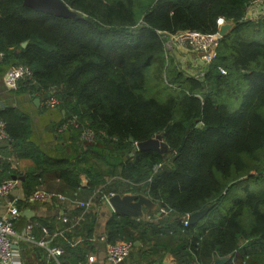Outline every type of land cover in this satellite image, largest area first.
<instances>
[{
    "label": "trees",
    "instance_id": "obj_1",
    "mask_svg": "<svg viewBox=\"0 0 264 264\" xmlns=\"http://www.w3.org/2000/svg\"><path fill=\"white\" fill-rule=\"evenodd\" d=\"M62 1L79 17H55L24 7L22 0H0V77L18 65L32 72V79L20 80L9 92L40 99L51 92L60 113L53 131L72 117L78 124L59 133L69 143L52 156L31 141L30 117L9 107L0 119L10 146L38 169L55 172L72 198L103 186L99 196L142 194L170 210L177 242L170 253L178 264H212L228 256L226 264H264V194L240 188L242 195L220 212L230 190L264 179V41L253 38L264 36V17L244 20L253 0ZM219 20L233 27L203 76H185L168 64L163 33L212 34ZM150 75L163 76L160 99L146 95ZM84 129L94 133L93 142L80 139ZM158 134L168 152L129 156L135 143ZM0 166L2 183L3 174L9 178L12 172L6 163ZM208 206L196 226L180 222ZM105 234L114 243L157 242L167 233L115 213Z\"/></svg>",
    "mask_w": 264,
    "mask_h": 264
},
{
    "label": "crops",
    "instance_id": "obj_2",
    "mask_svg": "<svg viewBox=\"0 0 264 264\" xmlns=\"http://www.w3.org/2000/svg\"><path fill=\"white\" fill-rule=\"evenodd\" d=\"M223 24L225 21L221 22L220 26ZM9 91L4 86L3 76L0 77V114L9 107L26 113L31 120V141L42 150L51 152L50 155L56 156L55 150L69 143L67 134H59L61 132L59 129L53 131L60 122V113L49 110L45 105L47 99H40L36 94L14 96ZM35 99L39 100L37 105L34 103ZM2 163H6L12 172L9 178L6 177L7 173L6 175L4 173L2 179L15 178L18 182L13 195L17 198L15 205L21 212L14 225L18 237L14 238L12 246L14 252L12 264H105L106 246L110 243L106 239V223L115 212L108 204L110 197L105 200L104 196L139 194L110 193L99 196L103 191V186H100L90 196L83 197L81 193L74 195L76 198H73L81 202L92 200L93 208L88 211L76 208L70 202L28 204L25 200L35 190L60 193L68 199L73 198L70 196V190L64 187V182L55 176V172L50 169L42 171L32 159L20 156L10 146V139L0 140V165ZM79 180L80 185L85 187L87 180L83 176H80ZM9 201L8 198L0 197V216L5 214ZM151 202L155 206H143L141 218L130 219L150 223L167 234L160 237L157 242L142 238L135 242L130 241L133 243L132 251L120 264H163L164 262L178 264L170 253V249L174 250L177 245L176 236L171 230L174 227L172 220L167 218V215L158 214V204ZM24 212H28V216L24 215ZM63 217L67 219L65 223L62 221ZM29 223L35 224L31 232L32 240L24 237L25 227ZM40 227H45L49 235H43ZM160 240L168 243L161 246ZM51 247H60L62 254L57 257L49 255L47 249ZM68 247L71 248L72 253L68 251ZM228 257L232 259L231 256ZM239 257L240 255L237 254L233 260L237 261Z\"/></svg>",
    "mask_w": 264,
    "mask_h": 264
},
{
    "label": "built area",
    "instance_id": "obj_3",
    "mask_svg": "<svg viewBox=\"0 0 264 264\" xmlns=\"http://www.w3.org/2000/svg\"><path fill=\"white\" fill-rule=\"evenodd\" d=\"M256 0L250 4L249 7ZM248 7V8H249ZM223 20L218 21V25ZM226 23V22H225ZM162 39L164 40L165 50L172 48L174 45L181 46L187 45L190 47L195 53L199 55L200 61L206 66H208L217 56V48L218 43L221 40L218 35V31L212 34H201L194 31H178L176 33H163ZM2 53H0V58H2ZM220 74H225V70L219 68ZM199 76H203V73H200ZM198 78V77H197ZM30 80L32 79V72L26 66L18 65L10 67L6 70L3 75V83L7 90H15L17 88V84L20 80ZM46 107L49 110H54L58 108L59 101L51 94L47 98ZM69 126L78 127L76 122V118L72 117L67 119L65 122L61 124L59 131H64ZM95 135L89 129L82 130L80 134V139L85 143H91L94 141ZM9 136L6 132L5 123L0 119V140H9ZM18 182L16 180H5L0 183V197L8 198V196H12V200L8 202L6 212L2 216H0V264H12L14 259L13 252V243L14 238L18 237L14 225L16 220L21 215L20 210L15 205L17 198L13 195L14 191L17 188ZM111 196H104V199L107 200ZM28 204H54L61 202H70L76 208L83 209L85 211L91 210L93 208L92 200H88L87 202H81L73 199H68L65 195L60 193H50L42 190H35L32 192L25 200ZM159 213L163 215H168L170 210H166L164 208H159ZM189 215H185L182 217L181 222L183 226H187V220ZM62 221L65 223L67 221L66 218H62ZM35 224L29 223L26 225L24 230V237L28 240H32L33 237L31 235L32 229ZM43 235H49L47 229L45 227H40ZM133 248V243L130 241H117L114 243H109L106 246V254H105V264H120L122 263L131 253ZM49 255L53 257L60 256L62 254V249L60 247H51L47 249Z\"/></svg>",
    "mask_w": 264,
    "mask_h": 264
},
{
    "label": "water",
    "instance_id": "obj_4",
    "mask_svg": "<svg viewBox=\"0 0 264 264\" xmlns=\"http://www.w3.org/2000/svg\"><path fill=\"white\" fill-rule=\"evenodd\" d=\"M24 7L33 10L35 12H40L44 14H49L55 17L61 18H77L79 14L69 8L62 0H22ZM232 23H225L218 29V35L220 39L224 38L228 32L232 29ZM22 47L26 46V43L21 45ZM34 103L37 105L39 103L38 99L34 100ZM133 140L130 139V142ZM137 151H154L157 153H166L168 148L163 142L162 134L155 135L153 138H150L146 141L135 143L134 148H132L129 156H132ZM15 180V178H12ZM8 199L11 201L12 196H8ZM108 204L111 206L115 213L120 214L121 216L128 218H141L142 217V207L145 206H155L151 200L142 194L139 195H113L108 199ZM211 206L204 208L201 211L195 212L189 215L187 223L188 226H195L200 222L210 211ZM159 214V212H158ZM24 215L28 216V212H24ZM230 261L229 257L225 258H215L213 264H226ZM163 264H167L164 262Z\"/></svg>",
    "mask_w": 264,
    "mask_h": 264
},
{
    "label": "rangeland",
    "instance_id": "obj_5",
    "mask_svg": "<svg viewBox=\"0 0 264 264\" xmlns=\"http://www.w3.org/2000/svg\"><path fill=\"white\" fill-rule=\"evenodd\" d=\"M262 17H264V0H256V2L251 5V7L247 8L244 20L257 21ZM254 36L255 35H253L254 40L259 42L264 41L263 35ZM166 52L168 64H170L173 69H176V71L180 72L181 74L191 77H200L199 74L204 73L205 65L200 61L199 55L187 45H174ZM150 76V79L147 76L146 80V95L160 99L159 96H163L162 93L164 90L162 82L164 81L163 76L160 79L157 78L154 80L152 79L154 76ZM243 88L245 87L243 86ZM234 101L235 100H233L232 103ZM52 111L56 112L55 110ZM240 188L246 189V192H254L260 195L264 194V179L260 180L259 182L245 181L242 183V187L237 186L235 189L230 190V194L228 193L222 201L220 212L229 206L230 198L234 197L235 195H238L239 198V196L242 195L241 193H243V190Z\"/></svg>",
    "mask_w": 264,
    "mask_h": 264
}]
</instances>
